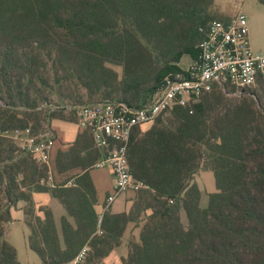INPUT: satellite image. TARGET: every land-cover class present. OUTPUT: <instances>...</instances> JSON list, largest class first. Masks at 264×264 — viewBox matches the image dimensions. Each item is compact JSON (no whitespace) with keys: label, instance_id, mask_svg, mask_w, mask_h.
I'll return each mask as SVG.
<instances>
[{"label":"trees","instance_id":"16d2710c","mask_svg":"<svg viewBox=\"0 0 264 264\" xmlns=\"http://www.w3.org/2000/svg\"><path fill=\"white\" fill-rule=\"evenodd\" d=\"M212 5L0 0V264H19L5 231L18 202L38 264H66L85 243L86 264H102L129 224L138 238L127 241L120 264H264V80L238 97L214 85L146 131L135 127L127 160L147 188L135 192L128 211L104 212L100 225L89 171L102 152L87 129L49 166L10 137L27 128L44 132L52 119L76 122L79 105L151 102L184 55L195 59L198 28L229 21L211 19ZM202 171L215 184L206 208L194 182ZM34 193L50 194L73 218L74 225L61 220L63 247L51 211L35 205Z\"/></svg>","mask_w":264,"mask_h":264},{"label":"built area","instance_id":"2783aa9c","mask_svg":"<svg viewBox=\"0 0 264 264\" xmlns=\"http://www.w3.org/2000/svg\"><path fill=\"white\" fill-rule=\"evenodd\" d=\"M198 32L202 38L196 45L195 59L187 68L179 67V70L167 73L151 102L142 107H130L123 102L107 100L75 107L77 125L90 132L94 147L102 152L92 169L107 168L113 176V187L101 207L98 225L103 213L120 196L147 188L134 179L127 160L130 136L135 127L152 123L174 107L195 103L214 85L223 92L232 87L235 90L231 95L238 97L264 80V51L252 49L244 15L227 22L210 21L199 27ZM10 137L37 163L49 166L55 142L51 130L38 134H32L29 128L15 130ZM88 251L89 245L85 243L66 264H86Z\"/></svg>","mask_w":264,"mask_h":264},{"label":"rangeland","instance_id":"374dc122","mask_svg":"<svg viewBox=\"0 0 264 264\" xmlns=\"http://www.w3.org/2000/svg\"><path fill=\"white\" fill-rule=\"evenodd\" d=\"M244 15L247 18V26L249 30V39L251 47L254 51H264V4L259 0H213V5L209 9V15L211 19H215L217 16H222L228 20L237 17L238 15ZM197 43V42H196ZM195 43L194 47L197 45ZM192 63L189 55H184L179 64L181 68H187ZM120 73V69H116ZM250 90V89H249ZM247 91H244V93ZM52 99H56V96H53ZM53 101V100H52ZM69 103V102H68ZM170 112L161 115L160 117L165 119L169 117ZM64 124L72 129L76 130V127H79L76 122L62 121L58 119H52L49 121V130L55 134V141L59 143L58 138L59 134L56 132L55 125ZM149 126V125H148ZM55 145V142H54ZM92 177L97 180L104 182V191H107L112 184V173L109 169H91ZM194 182L200 187L202 192V201L201 207L206 208L208 197L206 193L215 192V184L213 175L211 172H199L194 179ZM98 183V182H97ZM99 186H101L98 183ZM101 188V187H100ZM135 192L128 191L125 196L126 200L129 201L133 198ZM14 221L5 226L6 239L8 242L13 245L16 249L17 260L19 264H38L39 259L35 253H33L27 245V229L23 225V222L18 221L17 218H13ZM11 224V225H10ZM184 224L186 221L184 220ZM132 228H129V239H137L139 228H134L133 224H130ZM135 233V235L131 234ZM117 254L121 256H126L127 247L125 243L119 247Z\"/></svg>","mask_w":264,"mask_h":264},{"label":"crops","instance_id":"0c3cea01","mask_svg":"<svg viewBox=\"0 0 264 264\" xmlns=\"http://www.w3.org/2000/svg\"><path fill=\"white\" fill-rule=\"evenodd\" d=\"M192 60H193V58H191V61ZM178 66L181 67L180 65H178ZM151 124L152 123H148V124L141 125L139 127V129L142 132H144V131H146L151 126ZM55 128H56L55 129L56 132L59 134V138H58L59 143H57L55 141V139H54L55 145H54V147H53V149L51 151L50 161L52 159H54V157L56 156V154H57L58 151H66V149L68 147H70L73 144V142L75 141L77 134L80 131L83 130L80 127H76V130H75V129H72L71 127H69L67 125H64V124H57V125H55ZM91 172H92V170L89 171L90 178H91V181H92V183H93V185L95 187L96 195H97V205L95 207V210H96V213L99 216L101 207H102V205L104 203V200H105L106 196L112 190V187H113V178H112V184L109 187V189H107V191H104L106 189L104 187V182H102L101 180H97V182L101 185V186H99L98 183L95 181V179L92 177ZM49 182H51V179H49ZM198 188L200 190L199 207L202 208L200 206L201 205V201H202V192H201L200 187H198ZM209 194H211V193H206L207 197H208ZM126 196L125 195L120 196L110 206V208L108 209V211H110L112 214H119V213L128 211L130 209V207H131L132 202H131V200L127 201L126 200ZM32 199H33V202L35 203V205L37 207H40V206L46 207V208H48L51 211V214H52V217H53V221H54V224H55V228H56V231H57V235L59 237L60 244L63 247L64 244H63V237H62V230H61V220L63 218H65L70 224L74 225L73 218L70 217V216H68V214H67L66 210L64 209L63 205L56 198L52 197L48 193H34L32 195ZM207 204H208V202H207ZM23 206H24V203L23 202H18V204L16 205V207L11 211V218H12L11 221L12 222L14 221V219H13L14 217L17 218L18 221L23 222V214H22V211H21V209H22ZM40 216H42V215H40ZM180 218H181V222L184 224V220L186 221V217H185V214L183 212L180 213ZM12 222H11V224H12ZM23 225H24V223H23ZM129 228H132L130 224L128 225L126 231L123 234L122 243H121V245L119 247H121L124 243H125V245L127 244V241L129 240V231H130ZM131 234L132 235L133 234L135 235V233H133V231H132ZM27 235H28V231H27ZM119 247L115 248L103 260L102 264H120V259H121V257H124V256H121V255H118L117 254V251L116 250Z\"/></svg>","mask_w":264,"mask_h":264}]
</instances>
